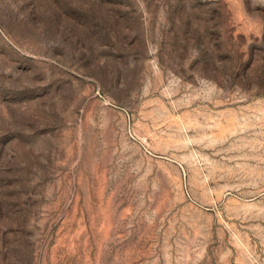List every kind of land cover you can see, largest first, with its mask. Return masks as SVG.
I'll list each match as a JSON object with an SVG mask.
<instances>
[{
    "label": "rangeland",
    "instance_id": "obj_1",
    "mask_svg": "<svg viewBox=\"0 0 264 264\" xmlns=\"http://www.w3.org/2000/svg\"><path fill=\"white\" fill-rule=\"evenodd\" d=\"M0 264H264V0H0Z\"/></svg>",
    "mask_w": 264,
    "mask_h": 264
}]
</instances>
